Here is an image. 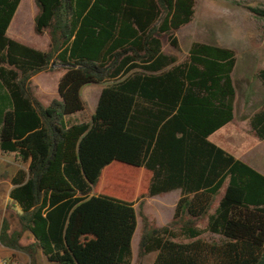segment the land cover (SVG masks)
<instances>
[{
	"label": "trees",
	"instance_id": "1",
	"mask_svg": "<svg viewBox=\"0 0 264 264\" xmlns=\"http://www.w3.org/2000/svg\"><path fill=\"white\" fill-rule=\"evenodd\" d=\"M21 1L0 0V150L27 167L9 194L19 229L4 219L1 243L31 264L37 249L58 264H131L135 200L100 184L107 168L115 177L141 170V205L174 190L180 197L169 225L143 215L140 256L264 264V174L209 140L234 119L236 52L194 41L178 61L163 48L164 39L179 48L176 33L192 22L196 1L36 0L34 29L48 34L46 50L8 35ZM249 9L264 21V6ZM53 65L66 72L44 105L32 78ZM257 76L264 86V68ZM91 84L103 85L95 111L78 120ZM250 125L264 140V106ZM25 232L34 243H21Z\"/></svg>",
	"mask_w": 264,
	"mask_h": 264
},
{
	"label": "rangeland",
	"instance_id": "2",
	"mask_svg": "<svg viewBox=\"0 0 264 264\" xmlns=\"http://www.w3.org/2000/svg\"><path fill=\"white\" fill-rule=\"evenodd\" d=\"M195 1V15L192 22L176 33L179 40V48L175 49L170 45L168 40L164 39L165 52L175 55L178 61H183L188 56L189 48L194 41H204L235 50L236 65L233 72V79L237 88V99L235 103L236 114L240 118L249 109L245 107L247 97H252L259 92V85L261 83L257 72L261 68H264V21L255 16L249 7L264 6V0ZM37 13L38 6L36 0H22L13 19V28L8 30V35L37 49L46 50L50 44L48 34L44 33L39 35L34 29ZM65 72L66 69L64 67L53 65L48 71H42L32 79L35 96L44 105H48L53 98L59 96L58 82ZM243 85L246 92L243 90ZM102 88L103 85L99 84H91L83 87L81 95L87 102V110L83 114L76 116L78 120H86L95 111ZM258 94H261L262 99H264L263 92ZM263 105L264 102H261V99H259L258 107L256 106L255 111ZM246 115L248 116V114ZM236 126L238 129H241V134L244 137L243 141L247 143L246 145H253L256 142L247 123L238 120ZM230 128L231 126L225 127L215 132L211 137L209 136V140L235 156H237L236 151L242 152L245 156V160L243 161L252 167L257 164L264 171V151L257 155L259 152L258 147H255L251 151L245 144H240L234 149V146L231 145L226 135V130ZM251 155L253 157L257 156L255 160ZM4 156L5 158L0 156V189L5 186L3 182L5 178L2 177L4 172L16 169L17 165L15 163L21 164L19 161H13L14 155L11 153H5ZM109 178H112V181ZM146 182L147 177L141 170H130L127 176L115 177L114 170L107 168L100 184V188L108 184L114 192L125 193L131 199L135 200V207L138 213V226L132 241L133 257L131 264H155L156 252L149 253L145 256L139 255V240L143 227V215H146L150 221H154L158 226L171 224L179 196V191H172L164 195L147 197L144 204L141 205L138 194ZM0 219H6L12 227H19L15 212L11 206L9 209L5 207V211L3 210ZM206 221V218L200 220L198 222L200 227L204 228ZM181 224L174 225V228H178ZM204 237L206 239H219L217 235L210 233H205ZM23 242L26 245L34 243L29 232L24 233ZM2 250L0 245V260L10 259L11 257L5 256L6 253ZM15 262L17 264H31L29 255L24 251H19L15 254V257L13 256V264ZM33 264L58 263L49 261L43 252L37 249L34 251Z\"/></svg>",
	"mask_w": 264,
	"mask_h": 264
},
{
	"label": "crops",
	"instance_id": "3",
	"mask_svg": "<svg viewBox=\"0 0 264 264\" xmlns=\"http://www.w3.org/2000/svg\"><path fill=\"white\" fill-rule=\"evenodd\" d=\"M14 19V18H13ZM9 30V29H8ZM163 48H164V42H163ZM165 50V49H164ZM167 53V52H166ZM33 78H34V76H33ZM32 78V79H33ZM243 90H244V92H246V90H245V87H244V85H243ZM261 92H263L264 93V86L262 85V83H260V85H259V92H257L254 96H252V97H247V99H246V105H245V107H247V108H249V109H247V112H246V114H248V116L245 114V115H242L240 118H238L237 117V114H236V106L234 105V119L231 121V122H229L228 124H226L225 126H223L222 128H220L219 130H217V131H220V130H222V129H224L225 127H229V126H231V128L230 129H227L226 131V135H227V139L228 140H230V142H231V145H233L234 146V149H236L240 144H247V143H244V137L242 136V131H241V129H238L237 128V126H236V122H238V120H241L243 123H247V125L249 126V128L251 129V131H252V133H253V135H254V137H255V139H256V142L255 143H253V145L252 144H248V145H246V147H249V149L252 151L255 147H258V149H259V152H258V154L257 155H259V153L260 152H263L264 151V140H261V139H259L256 135H255V133L253 132V130H252V128H251V125H250V119H251V117L253 116V114L256 112L255 111V109L259 106H257V104H258V100L259 99H261V102H264V99H262L263 97L261 96V94H258V93H261ZM3 93H5V94H7V91H6V89H4L3 87H2V84H1V81H0V95L1 94H3ZM246 94V93H245ZM246 96V95H245ZM261 96V97H260ZM236 99H237V96H236ZM235 103H236V100H235ZM257 106V107H256ZM264 106V105H263ZM262 106V107H263ZM244 107V108H245ZM261 107V108H262ZM1 108H2V103L0 102V111H1ZM260 108V109H261ZM259 110V109H258ZM257 110V111H258ZM216 131V132H217ZM215 133V132H214ZM213 133V134H214ZM247 133V132H246ZM212 134V135H213ZM210 137H211V135H210ZM235 152V151H234ZM237 153V158H239V159H241V160H245L244 158H245V156H244V154L242 153V152H239V151H236ZM5 154V153H4ZM4 154H3V152L0 150V156H2V158H5V156H4ZM13 155V154H12ZM235 156V155H234ZM252 156V155H251ZM257 156H252V158L255 160V158H256ZM15 159V160H14ZM0 161H1V158H0ZM13 161H17V159L15 158V156H14V158H13ZM249 161V160H248ZM250 162V161H249ZM16 165H17V168L16 169H14V170H10V171H7V172H4V174L2 175V177H4L5 179H4V183H5V186L2 188V189H0V216H1V214H2V212H3V210L5 211V207L7 208V204L9 203V204H12V206H14V207H12L13 208V211H16V210H19V207L17 206V205H15L12 201H11V199H10V197H9V194H10V191L13 189V187L15 186L14 184H13V178L15 177V175L17 174V172L20 170V169H24V170H27V167H25L24 165H21V164H19V163H15ZM253 164V163H252ZM253 166H254V164H253ZM254 168H256L257 170H259L260 172H262L263 174H264V171L256 164V166H254ZM0 186H1V182H0ZM174 191H179V196H178V199H179V197H180V190H174ZM172 192V191H171ZM14 204V205H13ZM2 222H3V220H1L0 219V232H1V226H2ZM17 229H19V227H12L11 226V231H13V230H17ZM30 233V232H29ZM30 235H31V239H32V241H35V238H34V236L30 233ZM23 237H24V235H23ZM21 243L23 244V245H26L24 242H23V238L21 239ZM0 245H1V249H3L2 251H4L5 253H6V255L5 256H10L11 258L10 259H8V260H6L9 264H13V256L15 257V254L16 253H18L19 251H17V250H14V249H12V248H9V247H6L5 245H3L2 243H1V241H0ZM28 245V244H27ZM1 261H4V260H0V262ZM14 264H17L16 262L14 263Z\"/></svg>",
	"mask_w": 264,
	"mask_h": 264
},
{
	"label": "built area",
	"instance_id": "4",
	"mask_svg": "<svg viewBox=\"0 0 264 264\" xmlns=\"http://www.w3.org/2000/svg\"><path fill=\"white\" fill-rule=\"evenodd\" d=\"M0 264H9L6 260L1 261Z\"/></svg>",
	"mask_w": 264,
	"mask_h": 264
}]
</instances>
